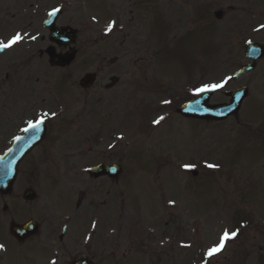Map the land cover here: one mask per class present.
<instances>
[{
    "label": "rangeland",
    "instance_id": "374dc122",
    "mask_svg": "<svg viewBox=\"0 0 264 264\" xmlns=\"http://www.w3.org/2000/svg\"><path fill=\"white\" fill-rule=\"evenodd\" d=\"M260 12L264 0H92V17L65 15L77 30L68 68L49 66L44 52L53 45L45 40L0 55V155L17 124L43 113L46 139L59 141L22 162L12 194L30 187L38 204L68 208L81 237L92 223V264H264V174L256 185L249 163L235 160L238 128L232 120L191 121L174 111L203 83L232 78L246 63L239 42L264 45V19L252 16ZM10 27L8 16L0 17V41L14 36ZM85 74L96 80L83 90ZM111 77L118 82L107 89ZM244 85L240 117L252 102L264 107V60L238 83L228 80L209 105L227 103L224 92ZM98 164H117L121 174L90 184L86 170ZM225 230L239 234L205 260ZM81 237L65 246L61 262L75 255L68 248L83 249Z\"/></svg>",
    "mask_w": 264,
    "mask_h": 264
},
{
    "label": "flooded vegetation",
    "instance_id": "af4514ba",
    "mask_svg": "<svg viewBox=\"0 0 264 264\" xmlns=\"http://www.w3.org/2000/svg\"><path fill=\"white\" fill-rule=\"evenodd\" d=\"M57 8L60 9V11L53 16V23H45L49 17L48 13ZM261 13L263 12H260L258 16L255 14H252V16L255 20L257 17L262 20L264 19V16H262ZM66 14L73 18L81 17V14H83V16L88 15L92 17V0H0V17L8 16L9 21L11 22L10 28L13 30V35L20 33L24 37L21 42L11 47L12 49L14 47H19L22 48V51H25L27 50L28 45L33 46L38 43L42 44L44 40L51 43L49 40L50 30H59L65 27L73 28L72 26L65 24L64 18ZM33 36L36 37L35 40L31 39ZM246 42L252 41L245 40L243 43L239 42V47L243 44L242 47L244 50ZM252 43L256 42L253 41ZM258 44H260L264 50L263 43ZM48 48L44 52L47 57L49 55ZM51 48V57H48V63L52 68L64 70L74 62L76 51L71 47H66L68 49L66 53L74 54V59L67 67H60L58 65V59L60 56L66 54L65 51V54L61 52L65 47L53 45ZM9 49H5L2 54ZM41 50L42 49H38V51ZM25 54L26 52L17 55H20L21 57L25 56ZM244 59L246 63L239 68L249 64V61L246 60L245 56ZM263 60L264 57L256 62L255 69L257 68L258 63ZM254 71L240 77L237 81L232 79V83H238V81ZM91 86L92 84L90 87ZM241 88H245L248 95V88L244 85L238 86L233 91L224 92V96L227 97L229 93H233ZM227 99L229 102V98ZM251 105L252 109L249 108L245 114H242L244 116L240 117V107L236 115L229 116L220 123L232 120L238 128L236 132V142H238L239 147H236V150L233 152L234 155H236L235 160L241 163L244 159L249 163L250 166H248V173L250 174V180L257 185V183H259L257 180L258 174H264V107L257 108L255 102H252ZM19 114L23 115L25 113L23 112ZM15 116L17 119L20 118L18 114ZM30 119L31 118H29V121H33ZM29 121L23 120L22 125L17 124L18 129H16L15 135L11 139L10 144H12V142L23 133V130L28 127L27 122ZM19 122H21V119L18 120V123ZM25 123H27V125L23 126ZM47 132L48 129L46 127L44 139L38 147L47 142H52L53 144L59 142L56 140H47ZM91 143L92 141H89V144ZM240 158L241 161L239 160ZM90 168H92V166ZM241 169L238 170L237 173H240ZM85 174L87 176V172ZM87 178H89V182L92 184V177L87 176ZM24 190L25 188L20 189L18 193H15L14 195L10 194L6 197L9 198V200H14V202L1 203L2 196H0V245L4 246L3 249L0 250V264H51L52 261H55L56 264H72L80 258H84V264H92V223L81 237V235H79L80 229L75 230L74 228V220H76L78 216L72 214L71 217H69L65 213L68 211V208L65 209L63 206L54 209L52 205L47 203L38 204V197L32 202H26L22 199V193ZM81 202L82 200L75 205L74 213L77 212ZM90 218L89 223L92 221V214ZM28 222H32L33 225L25 231V238L20 240L12 234L11 227L13 225L23 226ZM80 237L84 241L82 246L83 249L78 252H73L68 251V248V254L73 253L75 255L71 260L61 262L60 256L63 257L66 253L65 246L69 243H72L73 245L77 244ZM15 258H17L19 262Z\"/></svg>",
    "mask_w": 264,
    "mask_h": 264
},
{
    "label": "water",
    "instance_id": "95a60500",
    "mask_svg": "<svg viewBox=\"0 0 264 264\" xmlns=\"http://www.w3.org/2000/svg\"><path fill=\"white\" fill-rule=\"evenodd\" d=\"M222 14L220 12H215L214 17L217 20L221 19ZM53 19H50V24ZM75 31L69 28H63L60 30H50L49 40L62 47L69 46L74 42ZM48 54L51 57L50 49ZM245 55L247 59L252 61L247 67L241 68L237 73H235L233 79L237 80L240 76L252 71L254 69V63L261 59L264 56V50L257 44H247L245 47ZM74 54H69L64 57H59L58 65L60 67H65L73 60ZM93 76L86 75L81 81L82 86H87L93 82ZM213 92H207L199 95L196 98L191 99L182 106L176 109V113L183 118L193 119V120H205V121H223L229 116H234L237 114L242 100L246 97V90L240 89L235 93H231L228 96L231 98V101L227 105H216L208 106L207 101L211 97ZM44 127L43 124L36 129L35 131L29 130L24 131L23 135L19 137V140H16L12 146L0 156V195L6 196L10 193L12 183L15 180L16 173L20 162L24 157L35 148L44 137ZM89 173L92 174L93 178H98L106 175L110 179H116L120 173V169L117 166L103 167L99 166L89 170ZM196 175L195 173L193 174ZM35 197V194L27 190L23 194V199L25 201H31ZM32 224H26L22 227L14 226L12 228V233L18 239L25 238V231ZM83 260H79L73 264H84Z\"/></svg>",
    "mask_w": 264,
    "mask_h": 264
},
{
    "label": "snow or ice",
    "instance_id": "6c2138e0",
    "mask_svg": "<svg viewBox=\"0 0 264 264\" xmlns=\"http://www.w3.org/2000/svg\"><path fill=\"white\" fill-rule=\"evenodd\" d=\"M60 9H54L53 11L49 12L48 15L49 16H54L56 15L57 12H59ZM114 27V22H110L107 26L106 29V34L108 32H111L112 29ZM261 28H264V25L260 26ZM24 39V37L20 34L17 33L16 35H14L13 37H11V39H9L6 43L3 41H0V52L4 51L5 49H9L11 47H13L14 45L18 44L19 42H21ZM31 39L35 40L36 37L33 36L31 37ZM232 79L231 77H226L224 78L222 81L218 82V83H203L201 86L197 87L194 89L193 91V95H201L203 93H207V92H213V91H218L220 89H223L228 80ZM165 104L170 103V101H164ZM48 114L47 113H43L37 116L36 120L33 121H29L28 122V127L24 129V131H29V130H33L35 131L36 129H38L43 123H44V117H46ZM54 115V114H53ZM165 119V117L161 116L159 117L157 120L153 121L154 124H160L161 121H163ZM17 140H19L20 138L17 137ZM118 139H122V137H118ZM192 167H194L193 165H184V168L186 170L191 169ZM206 167L210 168V169H214L217 168L218 165L215 164H207ZM170 204L174 203L173 201L169 202ZM238 232L233 231V232H229L227 230H225L219 237V242L217 244H214L212 246H210L207 251L205 252L204 256H205V260L210 261L212 257H214L215 255L219 254L221 251L224 250L226 243L229 240H233L238 236ZM3 245H0V250L3 249ZM51 264H56L55 261H52Z\"/></svg>",
    "mask_w": 264,
    "mask_h": 264
}]
</instances>
